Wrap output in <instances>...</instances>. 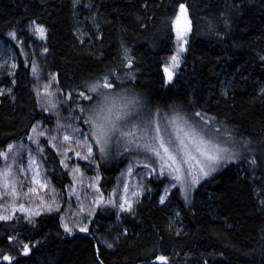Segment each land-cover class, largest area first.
<instances>
[{"label":"trees","instance_id":"1","mask_svg":"<svg viewBox=\"0 0 264 264\" xmlns=\"http://www.w3.org/2000/svg\"><path fill=\"white\" fill-rule=\"evenodd\" d=\"M82 2L90 6L86 16L75 0H0V41L11 46L15 60L11 76L8 67L0 70L1 84L11 91L0 97V153L24 140L35 123H50L32 88L33 63L39 80L55 77L77 114L100 98L90 87L107 80L111 92L135 97L143 111L170 116L179 110L199 121L205 133L213 126L216 137L221 133L240 146L238 156L187 196L176 187L164 204L159 198L168 178L151 169L148 196L133 217L120 218L125 233L111 249L95 238L115 222L108 208L99 211L88 233H64L59 212L0 221V264H264V0ZM91 15L98 31L84 23ZM177 21L188 32L179 66L166 73L178 52ZM31 23L46 30L45 56L31 51ZM77 26L87 33L83 41ZM40 156L64 194L69 178L45 141ZM96 157L100 187L110 190L129 157L111 150L106 159ZM174 211L180 230L169 226Z\"/></svg>","mask_w":264,"mask_h":264},{"label":"rangeland","instance_id":"2","mask_svg":"<svg viewBox=\"0 0 264 264\" xmlns=\"http://www.w3.org/2000/svg\"><path fill=\"white\" fill-rule=\"evenodd\" d=\"M81 4H83L84 9L83 15H85V10L90 12V6L87 3H83L82 0H75L76 6ZM84 23L89 25L93 31H98L99 27L93 15L84 18ZM177 23L178 27L175 31V40L177 50H179L181 41L177 40L178 31L183 34L182 39L184 45L188 28L184 23L178 21ZM36 26L41 25L31 23L29 26L30 38L33 39L31 51L36 52L40 56H45L46 30L41 26L45 30L43 38H41L40 34L34 30ZM75 32L80 41H83L87 37V33L81 26H77ZM168 62L170 68L172 65L171 59ZM5 66L8 67V74L11 76L15 68L13 50L9 44L0 41V70ZM33 68L34 64L32 63V88L38 108L43 114L50 117L51 120L48 124L43 122L35 123L30 129L29 135L24 140L9 144L12 145L11 152L8 151L9 145L2 152L8 158L4 159L1 156L0 215L10 216V219L18 215L27 219H33L40 214L59 212L61 229L67 235H71L74 233H88L90 224L96 218L99 211L108 208L114 215L115 222L113 225L104 229L105 231L102 234L96 235L95 238L98 245L111 249L117 243L120 233H125V230L118 225L120 218L128 215L133 217L136 214V209H138L141 202L148 196L146 183L151 169L156 167V165L150 164L148 168H145L143 165L149 162L145 159L146 154L125 152L113 146L111 148L113 154H122L129 157V159L120 168L114 180L113 187L107 191L102 189L100 187V173L96 153L101 158L105 157L106 159L109 152L107 155L101 153L96 141L88 135L92 129L90 124L86 122L89 118L90 111L100 98L92 104L93 106L90 107V110H86L83 114H77L74 108L68 104L67 98L57 89L55 77L49 76L46 81L39 80L37 70L34 72ZM10 93L11 91L6 89L0 81V97L10 95ZM123 96L129 97L127 94H123ZM137 112L150 113L143 111L142 108H138V105ZM151 114L156 120L160 116H164L162 114L157 115V113ZM135 119V116L128 117L129 121H134ZM81 123L85 125L86 130L82 129ZM208 126L213 127L211 125ZM41 133L43 134L41 135ZM217 134L218 142L226 143L227 145L235 143L229 137L222 136L223 134L221 133ZM66 135L69 136V140L64 139ZM85 137L88 138L85 139ZM43 141L54 151L62 169L69 178V184L64 194L52 183L41 162L40 155ZM88 145H92L93 154L91 156H88ZM77 153H80V157L77 156ZM33 158L35 159V164L32 163ZM235 160L232 159L222 162L215 172H212L207 177L200 178L198 183L212 176L226 163L235 162ZM64 165H67V167ZM76 168L79 169V172L74 171ZM6 171L9 172L7 180H5L3 175ZM37 172H39V184L33 183V177ZM163 176L167 177L168 180L161 190L159 198L160 204H164L167 201L168 196L176 187L180 189L181 194L187 196L198 185V183H189L181 186L176 184V181L172 180L167 174ZM5 183L8 184V192H11L12 186L15 185V197L5 195ZM174 184L176 186L172 187ZM125 187H127V191H125ZM30 189H35V191L30 192ZM161 196H165L164 203L160 202ZM21 205H23V208L20 207ZM120 205H123V208ZM169 226L175 228V230H180L181 228L180 216L176 211L169 218ZM66 227L68 231L65 230ZM22 251L24 253V247ZM159 261L165 262V259H159Z\"/></svg>","mask_w":264,"mask_h":264},{"label":"snow or ice","instance_id":"3","mask_svg":"<svg viewBox=\"0 0 264 264\" xmlns=\"http://www.w3.org/2000/svg\"><path fill=\"white\" fill-rule=\"evenodd\" d=\"M180 13L187 21V10L183 5L180 6ZM177 20H179V16ZM34 30L43 38L45 31L43 27L36 26ZM14 35L13 33V37ZM182 37L183 34L178 31L177 40L181 43L177 54L171 57L172 66L175 67L179 66V52L184 50ZM33 71L35 72L36 69L33 68ZM164 71L169 73V67H165ZM169 79H171V74H169ZM112 87L113 85L105 80L103 83L97 82L89 89L92 93H98L100 99L90 111L86 121L92 129L88 135L96 141L101 153L107 155L113 146L125 152L144 153L146 154L145 159L149 161L143 165L145 168H148L150 164L156 165L152 169L154 173L158 171L161 175L167 174L181 186L198 183L200 178L215 172L222 162L237 157L240 146L235 143L227 145L218 142L211 127L205 133L204 127L199 121L190 120L179 110H174L170 116H160L158 120L154 119L151 113H138L139 100L135 97H125L122 94L113 93L110 91ZM101 89L109 91H100ZM81 96L86 100L93 99L92 96L83 92ZM195 115L203 120L204 125L210 124V120L201 113L197 112ZM132 116H135L136 119L129 121L128 117ZM216 131L218 132L219 129ZM87 138L85 137V139ZM64 139L69 140V136L66 135ZM8 151H12V145H9ZM92 154V145H88V156ZM0 156L4 159L8 158L5 153H0ZM77 156L80 157V153H77ZM32 163L35 164L34 158ZM64 166L67 167V165ZM74 171L79 172V169L76 168ZM3 175L7 180L9 172L6 171ZM38 177L39 172L33 177V183H40ZM189 178H191L190 181ZM175 186V184L172 185V187ZM4 187L5 195L16 196L15 185L12 186L11 192L7 191V183ZM29 191L34 192L35 189ZM125 191H127V187H125ZM164 200L165 196H161L160 202L164 203ZM20 207L23 208V205ZM120 207L123 208V205ZM10 218V216L0 215V220ZM65 230L68 231L67 227ZM28 251L29 246L25 244L24 254L27 255ZM3 259L10 261V257L7 255L3 256Z\"/></svg>","mask_w":264,"mask_h":264},{"label":"bare ground","instance_id":"4","mask_svg":"<svg viewBox=\"0 0 264 264\" xmlns=\"http://www.w3.org/2000/svg\"><path fill=\"white\" fill-rule=\"evenodd\" d=\"M33 40V39H32ZM33 42V41H32ZM43 63V62H41ZM11 70V69H10ZM38 92V91H37ZM50 94V93H49ZM59 100V99H58ZM42 108V107H41ZM85 154V153H84ZM88 161V160H87ZM144 174V173H143ZM208 181V180H207ZM148 182V181H147ZM60 210V209H59ZM56 213V212H55ZM137 224V223H136ZM32 227V226H31ZM114 239V238H113ZM103 247V246H102ZM160 263V262H159Z\"/></svg>","mask_w":264,"mask_h":264},{"label":"water","instance_id":"5","mask_svg":"<svg viewBox=\"0 0 264 264\" xmlns=\"http://www.w3.org/2000/svg\"><path fill=\"white\" fill-rule=\"evenodd\" d=\"M185 8V7H184ZM184 16L181 14V19L183 20Z\"/></svg>","mask_w":264,"mask_h":264}]
</instances>
